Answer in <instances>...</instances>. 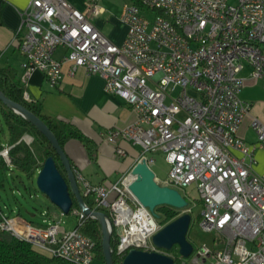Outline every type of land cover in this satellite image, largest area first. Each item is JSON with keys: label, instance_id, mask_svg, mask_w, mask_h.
I'll use <instances>...</instances> for the list:
<instances>
[{"label": "built area", "instance_id": "built-area-1", "mask_svg": "<svg viewBox=\"0 0 264 264\" xmlns=\"http://www.w3.org/2000/svg\"><path fill=\"white\" fill-rule=\"evenodd\" d=\"M139 1L123 4L127 34L116 43L91 18L100 12L97 0L88 2V11L68 0H30L18 10L23 79L39 69L55 86L65 61L72 75L81 66L100 74L106 90L137 112L107 139L120 154V140L138 146L139 159L146 156L151 166L148 152L164 153L171 167L159 182L182 192L188 200L182 212L192 215L200 204L199 225L222 237V249L194 248L193 261L264 264V172L254 168L255 151L264 149V122L252 120L255 142L239 134L252 106L240 97L242 72L264 82V0ZM60 46L63 58L55 56ZM8 151L5 146L0 153L10 163ZM127 177L92 183L77 174L82 194L109 211L122 257L130 248L160 251L152 236L163 224L133 196ZM0 229L74 264L96 259V240L60 220L39 225L0 206Z\"/></svg>", "mask_w": 264, "mask_h": 264}, {"label": "crops", "instance_id": "crops-1", "mask_svg": "<svg viewBox=\"0 0 264 264\" xmlns=\"http://www.w3.org/2000/svg\"><path fill=\"white\" fill-rule=\"evenodd\" d=\"M68 1L82 10H89L90 0ZM29 2L30 0H4L0 13V66H14L25 84L28 99L40 102L44 113L52 116L57 122L71 125L87 138L82 141L71 137L65 143L64 148L76 170L75 173L83 175L92 183L115 182L123 175H128L139 159L140 148L127 140H120L118 144L125 151L120 154L116 150V144L107 139V133L112 128H124L134 122L137 112L121 96L106 90L104 78L100 74H90L82 66L75 74H70L68 61L64 62L62 79L55 86H51L39 69L32 70L23 79L22 63L25 56L19 49L23 32L19 31L18 10ZM123 2L125 1L97 0L100 12L91 16L100 30L116 43L123 42L127 34V25L121 19ZM65 53V47L60 46L55 56L63 58ZM243 72L245 84L240 91V97L251 102L252 106L240 126L239 134L252 143L257 139V131L252 126L253 118L258 117L264 122V82L259 91L252 92L260 79ZM252 130L255 132L254 139L248 137ZM25 139L32 141L33 136L26 134ZM7 141L8 139H0V144L5 145ZM259 151L264 149L255 151L254 168L261 173L264 172V160L257 155ZM3 159L0 153V169L4 167ZM53 217L56 219L57 214ZM51 221L49 219L48 223ZM96 261L95 259L94 264H99Z\"/></svg>", "mask_w": 264, "mask_h": 264}, {"label": "water", "instance_id": "water-1", "mask_svg": "<svg viewBox=\"0 0 264 264\" xmlns=\"http://www.w3.org/2000/svg\"><path fill=\"white\" fill-rule=\"evenodd\" d=\"M0 100L33 122L37 128L50 140L59 155L66 176L59 169L54 155L45 158L42 167L38 171L37 184L51 201L64 213H69L77 200L80 210L87 216L97 218L101 225L102 247L106 264H114L113 249L111 245L112 227L108 214L90 206L84 199L77 175L72 166V161L65 148L61 145L58 137L50 126L35 112L23 103L9 97L0 88ZM25 136L22 137L24 139ZM128 189L133 196L144 206L148 207L156 217L161 214L157 206L168 204L176 208L188 205V200L182 192L173 186L162 184L157 179L156 172L149 164L147 157L139 159L129 171ZM192 215L183 212L175 219L163 224V226L152 236V241L159 248L172 249L175 244L179 246V252L183 256H189L194 250V245L188 238ZM122 264H176L174 257L159 250H147L143 248H130L124 255Z\"/></svg>", "mask_w": 264, "mask_h": 264}, {"label": "trees", "instance_id": "trees-1", "mask_svg": "<svg viewBox=\"0 0 264 264\" xmlns=\"http://www.w3.org/2000/svg\"><path fill=\"white\" fill-rule=\"evenodd\" d=\"M133 1L140 3L139 0ZM3 4L4 0H0V13ZM0 88L9 97L23 103L30 110L39 115L54 131L63 147L65 146L66 141L71 137L79 138L82 141L87 140V138L79 130L73 128L67 123L57 122L52 116L44 113L40 102L32 101L25 97V84L14 66L9 64L0 66ZM0 113L9 131V139L5 145L0 144V150H2L5 146H9L8 152L11 158L10 163H8L4 158L2 160L3 164H10L13 167L25 172L29 177H33L42 167L45 158L49 155H54L59 169L66 176L64 165L50 140L33 122L9 108L1 100ZM0 121L2 122L1 118ZM25 134L33 136V140L30 144L22 139ZM74 171L76 172L75 169ZM73 198L74 203L71 211H73V209H80L77 200L74 196ZM84 199L90 206L105 211L109 216V211L100 206H96L89 196H84ZM157 211L161 214V224H165L183 213L180 208H176L168 204L157 206ZM76 227L80 228L83 232L92 236L96 240V257L102 259L103 263L106 264L102 247V231L99 220L91 216L83 215V217H79V223ZM111 245L113 249L114 264H122L123 257L117 251L115 229L112 231ZM160 251L173 256L175 263L177 264V257L173 255L171 249L160 248ZM56 260L66 264H74L70 261L64 260L63 258L43 253L36 249L31 242L19 239L9 231L0 229V264H50L52 261Z\"/></svg>", "mask_w": 264, "mask_h": 264}, {"label": "rangeland", "instance_id": "rangeland-1", "mask_svg": "<svg viewBox=\"0 0 264 264\" xmlns=\"http://www.w3.org/2000/svg\"><path fill=\"white\" fill-rule=\"evenodd\" d=\"M123 1L133 2V0ZM153 15L154 14H151V16ZM244 72L248 73L246 70ZM262 82L263 81L261 79L258 80L255 88L251 91H259L261 86L263 87ZM0 118L2 120V122L0 121V139L5 141L9 139V131L7 125L2 119L1 113ZM248 137L250 139H254L255 132L252 130L248 134ZM24 140L28 144L32 142L26 140L25 138ZM148 155L154 158L152 168L156 172L157 177L162 180L167 178L171 166L166 160L164 153L148 152ZM257 155L264 160V151H259ZM3 166L4 167L0 169V205L2 206L4 212L7 214L18 213L24 218L39 225H47L48 220L51 219L52 221L60 220L61 224L67 229L77 226L79 223L78 215H76L73 211L62 214V210L51 201L47 194L40 190L37 184L38 172L33 177H29L25 172L13 167L10 164H3ZM200 209V204H197L192 214V221L188 231L189 239L193 243L195 249L201 248L202 246H207L209 249L213 250L222 249L224 247L222 237L220 240L216 239V237H220V234L215 230H204L199 225L198 214ZM181 210L183 209L181 208ZM44 211H47V213L43 214ZM54 214H57L56 219L53 217ZM178 249L179 246L177 244H175L171 249L173 255L177 257V264H197L193 261L191 255L183 256ZM212 258L213 256L210 258V260ZM96 260V263L104 264L102 259L96 257ZM50 264L66 263L56 260L52 261Z\"/></svg>", "mask_w": 264, "mask_h": 264}]
</instances>
